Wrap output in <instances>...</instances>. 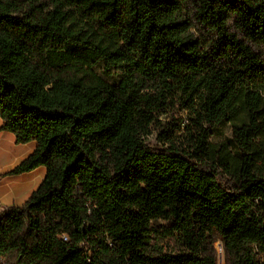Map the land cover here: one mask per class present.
I'll return each instance as SVG.
<instances>
[{
  "label": "trees",
  "instance_id": "obj_1",
  "mask_svg": "<svg viewBox=\"0 0 264 264\" xmlns=\"http://www.w3.org/2000/svg\"><path fill=\"white\" fill-rule=\"evenodd\" d=\"M175 103L186 143L147 145ZM0 120L35 144L4 176L45 169L7 264H264V0H0Z\"/></svg>",
  "mask_w": 264,
  "mask_h": 264
},
{
  "label": "rangeland",
  "instance_id": "obj_2",
  "mask_svg": "<svg viewBox=\"0 0 264 264\" xmlns=\"http://www.w3.org/2000/svg\"><path fill=\"white\" fill-rule=\"evenodd\" d=\"M94 72L97 76H99L100 79H102L108 84H115L117 82L118 74L113 69H110V73L108 74L102 69V66H98L94 69ZM191 124L192 123L188 115L183 110V107L181 105H179L178 103H175L174 105H166L165 112L157 115L154 119L152 126V134L146 137L144 141L147 145L151 147L160 148L165 143V139L163 138L164 136L168 140L174 142L180 141L185 144V136L188 131L187 128L190 127ZM204 128L208 130L209 141L213 145H221L223 143H227L231 139L232 129L230 124L220 123L218 125L213 126L205 125ZM182 133L184 134V137L180 135ZM39 170L40 171H38V173H34L37 177L40 176L39 174H45V169L43 167H39ZM1 179L2 177L0 176V196L6 191V187L1 186ZM10 187L12 186L10 185ZM30 193L31 192H27V195H30ZM23 201V198H19L18 200H15L14 205H21ZM154 224L161 226L164 225L163 222H157ZM214 248L218 259L217 264H224L223 251L220 243L216 242L214 244Z\"/></svg>",
  "mask_w": 264,
  "mask_h": 264
},
{
  "label": "crops",
  "instance_id": "obj_3",
  "mask_svg": "<svg viewBox=\"0 0 264 264\" xmlns=\"http://www.w3.org/2000/svg\"><path fill=\"white\" fill-rule=\"evenodd\" d=\"M1 125L2 123L0 120V127ZM34 147V143L17 145L12 134L10 135V133L0 130L1 186L6 187V191L0 196V206L6 207L14 205L15 200H18L19 198H23L24 203L29 197L27 192L32 193L41 183L44 175L39 174L40 176L37 177L34 174L40 171L39 168L18 176H4V174L11 171L16 165L25 159L33 151ZM10 185L12 187H10Z\"/></svg>",
  "mask_w": 264,
  "mask_h": 264
},
{
  "label": "built area",
  "instance_id": "obj_4",
  "mask_svg": "<svg viewBox=\"0 0 264 264\" xmlns=\"http://www.w3.org/2000/svg\"><path fill=\"white\" fill-rule=\"evenodd\" d=\"M0 264H7V263L3 260H0Z\"/></svg>",
  "mask_w": 264,
  "mask_h": 264
}]
</instances>
